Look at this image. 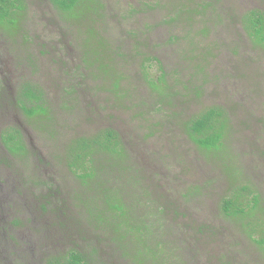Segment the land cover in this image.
<instances>
[{"label":"trees","instance_id":"obj_1","mask_svg":"<svg viewBox=\"0 0 264 264\" xmlns=\"http://www.w3.org/2000/svg\"><path fill=\"white\" fill-rule=\"evenodd\" d=\"M125 1L0 0V264H264V0Z\"/></svg>","mask_w":264,"mask_h":264},{"label":"rangeland","instance_id":"obj_2","mask_svg":"<svg viewBox=\"0 0 264 264\" xmlns=\"http://www.w3.org/2000/svg\"><path fill=\"white\" fill-rule=\"evenodd\" d=\"M114 1H117V0H114ZM123 1H125V0H123ZM133 2H136L137 0H132ZM126 3H128L129 1L127 0V1H125ZM162 2H164V4H166L167 3V0H162ZM121 8V7H120ZM121 10L120 9H118L116 12H120ZM242 82L243 83H245V81H244V79L242 80ZM43 83V82H42ZM43 86H45V87H47L48 86V83H46V82H44L43 83ZM223 87L224 88H226L227 87V84L226 83H224L223 84ZM47 91L49 90L51 93H52V89H51V87L50 86H48L47 88ZM227 89V88H226ZM242 94V93H241ZM241 94H238L239 96L241 95ZM254 94V93H253ZM250 95H252V94H250ZM242 96V95H241ZM82 97L83 98H87L88 99V97H89V94H83L82 95ZM254 97V96H253ZM246 100H248V101H252V100H250V99H246ZM83 106H85V104H83ZM90 107H89V104H87L86 105V110L88 111V112H90ZM120 113V112H119ZM258 114H260V113H257V114H254V115H258ZM254 115H252V119H254V120H256V116H254ZM139 120L137 121V123H141V122H144V123H146L144 120H142V118H138ZM109 119H105L104 121L105 122H107ZM111 120H113V119H111ZM122 123V122H121ZM164 129H165V132L168 134V135H170L169 133H168V130L170 129L169 127H164V126H162ZM33 132V131H32ZM31 131H27V135H28V138L30 139V143H33V144H36L37 143V146H39V141L37 140L36 141V136H35V134H33ZM32 134H33V136H32ZM164 134L165 133H163V132H161V133H158V136H160V138H163V137H165L164 136ZM171 136V135H170ZM170 143V142H169ZM194 153H196V152H194ZM193 153V154H194ZM264 160V159H263ZM248 162H251V158H249L248 159ZM161 197H162V199L165 201L166 199H167V194H165V195H160ZM178 197H181V194L180 193H178ZM168 201H170V200H168Z\"/></svg>","mask_w":264,"mask_h":264}]
</instances>
